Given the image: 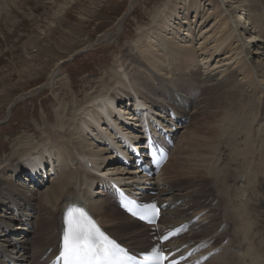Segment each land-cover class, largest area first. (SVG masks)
Returning a JSON list of instances; mask_svg holds the SVG:
<instances>
[{
	"label": "bare ground",
	"instance_id": "1",
	"mask_svg": "<svg viewBox=\"0 0 264 264\" xmlns=\"http://www.w3.org/2000/svg\"><path fill=\"white\" fill-rule=\"evenodd\" d=\"M185 2L188 8L182 6ZM203 2L213 5V14L208 18ZM161 9L164 10L153 27L140 33L132 46L136 51H126L125 60L130 63L123 60V55L117 60L118 67L113 66L111 80L102 93L91 94L83 105L76 99L71 105L67 103L62 112H55L56 124L47 126L52 129L45 127V138L36 127L35 134L28 135L26 144L18 142L13 152L3 158L0 264H48L58 252L63 212L70 203H77L74 199L78 196L89 204L92 217L109 236L143 252L142 242L146 238L149 242L150 229L111 205V198L98 185L102 181L97 180V173L122 182L125 189L158 188L161 203L169 204L163 220L167 227H176L203 214L191 228L192 232L179 239V245L210 242L211 247L205 254L218 251L220 254L206 264H264V126L254 128L258 119L264 124V99L261 102L264 85L260 80L264 78V30L261 28L264 13L256 0H173ZM181 11L186 17L181 16ZM239 11L244 14L239 16ZM255 13L258 17L252 16ZM249 16L252 22L247 19ZM211 17L217 18L213 24L214 36L207 35L201 38L199 47H192L190 25ZM246 35H250V41L244 42ZM233 38L240 49L229 45ZM209 41L213 45L209 46ZM200 47L203 52L199 55ZM223 54H229L230 58L225 59ZM241 56L243 59L236 62L239 69L235 65L230 67ZM197 58H201L204 75L193 71L188 64L197 63ZM215 59L214 67L210 66ZM239 73L244 75V85L234 83V76ZM162 75L172 81H164L160 78ZM248 87L253 90V101L242 103ZM261 104L263 111L254 117L256 106ZM70 108L73 116L67 114ZM145 108L142 114L160 123L161 120L174 123L169 109L178 119L188 122V127L176 123L174 126L176 130L186 128L175 150H182L188 156L172 164L174 150L162 171V180L158 181L144 179L138 170L123 174L126 168L119 167L120 161L112 152L113 148L120 147L117 138L123 137L125 142L131 137L141 140L136 110ZM200 115L202 118L197 119ZM123 122L128 125H122ZM196 123L200 124L198 133L189 132ZM254 131L258 138L251 137ZM225 139L230 147L244 145V139L247 141L246 149L240 152L247 150L246 155L239 157L241 160L232 165L235 167L230 172L223 171ZM100 141L108 147L98 149ZM182 145H187V150L181 149ZM236 155L241 154L236 152ZM49 161L56 167L51 168ZM109 163H113L112 167L106 169ZM172 167L179 174L175 179L167 178ZM50 172L54 173L48 182L42 183ZM39 177L41 182L33 183ZM229 182L234 183L233 189H227ZM42 188L47 190L42 192ZM233 190L239 197H230ZM37 193L42 207L37 202ZM176 203L179 206L171 209ZM237 249L238 254L234 252Z\"/></svg>",
	"mask_w": 264,
	"mask_h": 264
},
{
	"label": "rangeland",
	"instance_id": "2",
	"mask_svg": "<svg viewBox=\"0 0 264 264\" xmlns=\"http://www.w3.org/2000/svg\"><path fill=\"white\" fill-rule=\"evenodd\" d=\"M172 1L173 0H0V165L2 166L3 158L13 152L12 148L15 147L18 142H24V144H26V140H29L28 135L35 134L36 127L41 129L42 136L45 138V127L56 124V119L55 121L53 120L55 118V112H62V107L67 103L71 105V103L75 101L74 99H76L78 102L80 101V105H83V103L90 98L91 94L98 95V92L99 94L102 93L104 90L103 88L109 84L111 80L110 77L114 68L113 66L118 67L116 64L119 62L117 60L123 55V60L130 63L127 59L125 60L126 51H136L137 48L134 49L132 46L139 40L140 33L145 31V29L152 28L155 19H157L164 10L161 9V7L164 8V6L172 4ZM256 1H258L264 13V0ZM183 5L186 8L189 6L188 2L183 3L182 6ZM202 6L205 12H207V18L210 14H213L212 4L203 2ZM232 6L236 7V5L233 4ZM181 12V16L186 17V14L183 13V11ZM239 13V16L244 14L240 11ZM178 16L179 15L176 17ZM252 16L258 17V14L255 13L252 14ZM252 16L246 18L252 22ZM214 19L217 18L211 17L209 20L205 19L204 21L203 19L202 21L196 20V23L190 25L193 29L192 38L194 40V42L190 41L192 47H199L201 43L199 41H201L203 37H207V35L214 36L216 30L213 25L216 24L214 23ZM237 19L240 20V18H236V20ZM233 21H235V19H233L232 22ZM263 21L264 19L261 20V28L264 30ZM242 23H244V21H242ZM250 27L252 28V26ZM201 31L205 34L204 36L201 34ZM249 36L250 35H246L243 41H250L248 38ZM196 38L197 40L195 41ZM212 41L214 42V40ZM212 41H209L211 42L209 46L213 45ZM229 45L240 49V46H238L239 43L235 42L234 38L229 41ZM139 48L140 47H138V49ZM200 49L201 47L198 50L199 55L203 52V50L200 51ZM228 56L229 54L226 55L225 59L230 58V56ZM217 59H215L210 66L214 67ZM242 59L243 56L234 61L230 67H234L235 65L234 68L239 69L236 62H240ZM197 61L198 62L194 64L190 63V61L188 64L193 71L196 70V72H200L201 75H204L205 73L203 72L205 71L202 68L201 58H197ZM57 75V80L52 82ZM234 77V83L238 84L240 82L243 84L244 75L239 73L235 74ZM160 78L166 82L172 81V79L170 80V78L164 75ZM258 78L259 77H257L256 80H258ZM156 80L157 79H154V81ZM260 80L263 82L262 85H264V78L260 77ZM73 92H76L77 97L74 96L75 94ZM240 92L242 93V90H240ZM245 94L246 96L242 103L253 101V90L248 87ZM256 96L259 98L260 94H256ZM263 96L261 102L264 99ZM85 97L88 98L86 99ZM130 107L128 109L131 111L132 108ZM256 107L258 108L255 110L254 117H259V113L263 111V108H261L262 104ZM68 112L67 114L73 116L74 112L71 108L68 109ZM196 117L197 119L202 118L201 115ZM187 123L188 122H185L186 125ZM214 124L218 125V121ZM122 125L125 126V122H123ZM199 125V123L194 124L189 132L198 133ZM260 125L261 127L264 126L262 121L258 119L254 128H259ZM103 128H105L104 125ZM47 129L52 128L47 127ZM185 129L179 130V139L185 133ZM108 130L109 127H107V131ZM113 131L115 132V129H113ZM251 137L258 138L257 131H254ZM31 139L40 144L34 137ZM239 142L242 143L243 138L239 140ZM249 142L248 144H251V142ZM97 144L98 149H100V147L105 148L106 146V143L103 144L101 141ZM223 144H225L223 147L224 160L226 161L223 171L230 172V170L235 167L232 165L241 160L239 157L246 155L247 150L242 153L240 152L246 149L247 141L244 139V145L242 144L237 147L228 146L227 139L223 140ZM178 145L179 140L177 146ZM107 147L108 146H106V148ZM183 147H185L186 150L188 148L187 145H182L181 149H183ZM239 147L241 149L240 151L238 150ZM95 149H97V147ZM175 151L173 156L175 159L172 160V164L188 156V154L182 153V150H178L176 153ZM190 152L195 153L194 151ZM236 152L241 155L237 156ZM112 164L109 163L106 169H110V167H112L110 165ZM48 165L51 166V168L56 167H54L55 163L52 164L51 161H49ZM61 167L62 165L59 166V168ZM89 167H92V164H89ZM125 168L126 167H124V169ZM175 170L176 169L172 167V169L167 172V178L170 177L169 179H175L179 175ZM131 171V169H125L123 174L130 173ZM134 171L135 170L132 172ZM54 172H50L48 177L42 179V183H47ZM160 178H162V176H160ZM39 179H41V177L37 178L33 183H40L41 181ZM233 184L234 183L229 182L227 189H233ZM42 190V192H45L47 189L42 188ZM39 192L41 191H38V193ZM42 192L40 194H42ZM38 193L37 202L39 204L41 198L38 196ZM50 196H52V194ZM230 197L237 198L239 196L236 195L233 190L230 191ZM39 206L41 205L39 204ZM96 218L98 217L96 216ZM227 224L228 223H226V225ZM144 240L145 242H142V245H145L143 249H146L149 242L147 243V238ZM237 251L238 249L234 250L236 254H238Z\"/></svg>",
	"mask_w": 264,
	"mask_h": 264
}]
</instances>
